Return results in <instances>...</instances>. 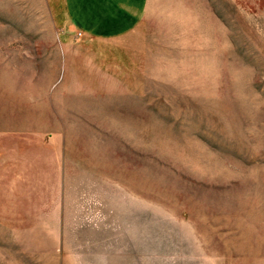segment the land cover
<instances>
[{
    "label": "rangeland",
    "instance_id": "374dc122",
    "mask_svg": "<svg viewBox=\"0 0 264 264\" xmlns=\"http://www.w3.org/2000/svg\"><path fill=\"white\" fill-rule=\"evenodd\" d=\"M59 4L0 0V264H264V0Z\"/></svg>",
    "mask_w": 264,
    "mask_h": 264
},
{
    "label": "crops",
    "instance_id": "0c3cea01",
    "mask_svg": "<svg viewBox=\"0 0 264 264\" xmlns=\"http://www.w3.org/2000/svg\"><path fill=\"white\" fill-rule=\"evenodd\" d=\"M147 0H62L54 6L56 20L67 30L91 37L118 39L141 22Z\"/></svg>",
    "mask_w": 264,
    "mask_h": 264
}]
</instances>
